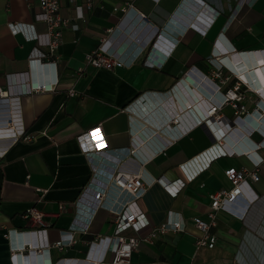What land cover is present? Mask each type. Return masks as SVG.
I'll list each match as a JSON object with an SVG mask.
<instances>
[{
	"label": "crops",
	"instance_id": "obj_1",
	"mask_svg": "<svg viewBox=\"0 0 264 264\" xmlns=\"http://www.w3.org/2000/svg\"><path fill=\"white\" fill-rule=\"evenodd\" d=\"M200 1L204 5L194 0H92L87 7V0H76L85 8L84 19H77L76 5L61 0L60 14L69 26L61 46L50 55L44 46L48 25L39 18L40 0H0V88L7 89L10 75L29 71L35 50L43 62H56L54 69L40 68L39 79L54 81L57 73L56 84L45 93L0 101V264H11L5 234L12 229L38 230L41 247L73 230L75 244L62 251L51 249L54 264H111L115 243L108 246L100 239L113 234L110 209L128 195L112 187L102 207H91L93 193L110 184L108 176L123 171L148 181H186L181 165L211 147L214 134L202 122L171 142L161 132L169 117L182 114L184 127L188 113L200 114L202 100L214 98L215 84L226 94L237 87L241 74L252 84L250 71L258 72L255 87L264 92L259 62L264 59L257 55L264 50V0ZM104 43L133 58L130 67L109 71L87 65L86 55ZM219 60L226 65V82L215 76L212 62ZM232 64L239 65L241 73ZM241 85L240 104L250 113L256 103L264 105L261 95ZM187 100L194 104V113L184 108ZM235 112L226 105L217 116L232 122ZM9 119L16 130L33 136V142H16L14 130L4 127ZM247 124L251 122L232 123V130L218 133L227 148L264 142V118L259 129ZM99 125L107 149L87 157L77 137ZM258 154L264 157V147ZM229 168L256 169L246 156L222 157L186 181L176 196L154 183L138 203L151 226L127 232L142 240L128 264H264V162L258 169L260 180L249 179L233 206L243 217L218 212V226L211 230L216 246L196 245L202 233L195 219L208 220L212 194L232 188L225 174ZM253 195L257 201L250 204ZM34 207L44 215L46 226L25 218ZM169 211L182 215L186 231L144 241ZM92 242L98 245L91 248Z\"/></svg>",
	"mask_w": 264,
	"mask_h": 264
},
{
	"label": "built area",
	"instance_id": "obj_2",
	"mask_svg": "<svg viewBox=\"0 0 264 264\" xmlns=\"http://www.w3.org/2000/svg\"><path fill=\"white\" fill-rule=\"evenodd\" d=\"M69 1L73 4L76 3V0ZM91 1L92 0H87V7L91 6ZM184 1L186 3L192 0ZM194 1L204 5L200 0ZM40 7L42 13L39 18L48 25V32L46 34V42L44 46H46L50 55H54L62 44L63 31L68 28L69 20L64 19L60 14L61 0H40ZM127 10V8L122 9L124 13H127ZM75 12L77 19H84L85 8L83 5H76ZM37 53V50H35L29 59L28 72L10 75L7 89L0 88L1 102L10 98L19 99L20 97L27 95L45 93L51 89V85L56 84V71L53 75L54 81L52 79H46V81L39 79V69H54V66L56 67V62H43L41 55H37ZM258 53L264 54V50L259 51ZM260 57L264 59V55H261ZM132 60L133 58L131 57H124L121 52L112 51L108 48L106 43L101 45L97 50L87 54L85 57L87 65H90L95 69L109 71H113L117 68H129ZM212 64L216 68L215 76L217 78H220L225 82L230 79L229 77H222L223 69H225L226 66L223 61L219 60L218 63L212 62ZM260 64L264 67V65H262L264 64L262 60H260ZM240 69L241 68L238 70L239 72ZM79 72H81V69ZM255 72L257 75L258 72L256 70ZM189 74L191 75V73H187V75ZM206 79L211 82L207 77ZM237 79L239 80L237 87L234 90L228 91L226 94H222V92H220L221 86L215 84L216 95L210 101L202 100V111L200 114L193 112L194 104L187 100L183 106L185 109L189 108V110H191L194 114L193 116H190L188 113L189 116L185 119V126L183 127L181 125L183 122V115L177 114L169 117L170 122L162 130L160 129L161 132L168 134L170 136V141L172 142L179 139V137L182 136V133L186 134V132L190 131L191 128L196 127L202 122L207 123L214 133H220L221 135H223L224 132L232 130V123L238 124L244 120H249L251 122V125L247 124L250 129H259L261 125L260 120L264 118V105H262L261 102L256 103L255 110L250 113L244 105L240 104L244 100V95L238 94L237 91L241 89V84H247V86H249L247 88L249 91H253L256 94L261 95L263 98L264 92L262 89H257L255 87L256 85H259L258 81L255 79L252 84L249 83L250 85L243 76H238ZM180 82H182V80H180ZM176 86L172 89V92L176 90ZM195 101H198V99L196 98ZM226 105H231L236 110L235 118L232 122L226 120L222 116H217L218 112ZM214 118H216V120L213 121L212 119ZM4 123L6 124L4 126L6 127L5 130H14L13 134L15 133L14 138L16 142L20 140H24L29 143L33 142L34 137L26 135L25 129H22L21 131L16 130L15 126L12 125L13 121L11 119ZM255 129H252V131L254 132ZM225 141V137L220 141H215L214 144L207 150L181 165V169L185 175V180H194L202 172L207 170L214 161L222 157L246 156L254 163L256 169L252 172L238 170L236 168H229L226 170L225 174L231 182L232 188L230 190L222 189L212 194L210 212L207 215L208 220H202L199 218L195 219V224L202 233V235L196 239V245L198 248L206 247L208 249H213L216 246L217 238L214 234H212L211 230L218 226V212L225 211L235 217H243V214L241 215V213L234 211L233 206L245 193L246 188L249 186V179L253 182H258L260 180L258 169L264 162V157L260 156L258 152L264 147V142L258 144L249 143L248 145H243L242 147L240 145H233L232 148H227ZM77 143L81 153L87 157L99 154L100 152L106 150L108 146L101 125L79 135L77 137ZM108 177L110 184H108L107 187L102 186L99 191L94 192L92 196L93 201H90V204L95 210L102 207L106 194L109 188L112 187L121 193H126L128 195L127 198H124L120 202V206H112V209H110L114 218L113 234L109 237H103L100 239L101 242H106L108 246L115 243V247L113 249V261L111 264H128L133 251L138 248L142 240L137 237L128 236L127 232L133 230L138 233L151 226L147 215L138 204L140 199L154 183H160L172 196H176L185 187L186 181L178 180L174 183H167L164 179L148 181L143 175H134L123 171H115ZM255 201H257V196L253 195L251 200H249V203L252 204ZM25 218L31 220L35 224L46 226L44 222V215L35 207L28 210ZM185 231L186 222L182 215L174 211H169L167 213L166 221L161 225L154 227L151 234L144 239V241H153L170 232L184 233ZM38 234L39 231L36 229H12L6 232L5 238L10 244L11 264H54L50 254L51 249L57 248L62 251L76 243L74 231L71 230L70 232L64 234L60 241L52 245L47 244L46 246L41 247L38 243ZM94 245L98 244L96 242H92L91 248H93Z\"/></svg>",
	"mask_w": 264,
	"mask_h": 264
},
{
	"label": "bare ground",
	"instance_id": "obj_3",
	"mask_svg": "<svg viewBox=\"0 0 264 264\" xmlns=\"http://www.w3.org/2000/svg\"><path fill=\"white\" fill-rule=\"evenodd\" d=\"M257 55H259L258 57H260L261 55H264L263 53H258ZM244 56V55H243ZM245 57H248V56H245ZM245 57H243L244 59H245ZM240 58V57H239ZM260 62V61H259ZM244 63V62H243ZM241 65V64H240ZM232 67L234 68V70L239 74V73H241V72H239L238 70H237V68L239 67V65H233L232 64ZM234 73V72H233ZM250 73H251V75L252 76H254L255 78V80H258L259 78L257 77V75H256V73L254 72L253 74H252V72L250 71ZM245 74V73H244ZM244 74H241V75H239V76H243L244 77ZM251 75L250 76H248V78L249 77H251ZM204 78H206L205 76H203V79ZM254 79H248V81H251L252 83H253V81H254ZM196 106V105H195Z\"/></svg>",
	"mask_w": 264,
	"mask_h": 264
},
{
	"label": "clouds",
	"instance_id": "obj_4",
	"mask_svg": "<svg viewBox=\"0 0 264 264\" xmlns=\"http://www.w3.org/2000/svg\"><path fill=\"white\" fill-rule=\"evenodd\" d=\"M211 129V128H210ZM212 131V130H211ZM213 132V131H212ZM213 134H214V139H215V141H220V140H222V139H224V137L222 136L221 137V135H219V134H217V133H214L213 132Z\"/></svg>",
	"mask_w": 264,
	"mask_h": 264
},
{
	"label": "water",
	"instance_id": "obj_5",
	"mask_svg": "<svg viewBox=\"0 0 264 264\" xmlns=\"http://www.w3.org/2000/svg\"><path fill=\"white\" fill-rule=\"evenodd\" d=\"M202 6V3H199ZM142 16V15H141ZM141 16H139V18H142ZM243 57V56H242ZM244 59V58H243ZM246 59V58H245ZM262 74L264 75V67L262 68Z\"/></svg>",
	"mask_w": 264,
	"mask_h": 264
}]
</instances>
